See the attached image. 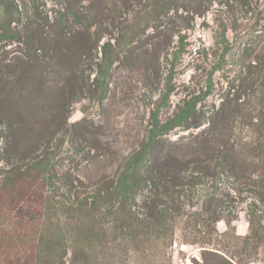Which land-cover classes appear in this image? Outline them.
<instances>
[{
    "label": "rangeland",
    "instance_id": "374dc122",
    "mask_svg": "<svg viewBox=\"0 0 264 264\" xmlns=\"http://www.w3.org/2000/svg\"><path fill=\"white\" fill-rule=\"evenodd\" d=\"M61 248L264 264V0H0V264Z\"/></svg>",
    "mask_w": 264,
    "mask_h": 264
},
{
    "label": "trees",
    "instance_id": "16d2710c",
    "mask_svg": "<svg viewBox=\"0 0 264 264\" xmlns=\"http://www.w3.org/2000/svg\"><path fill=\"white\" fill-rule=\"evenodd\" d=\"M67 184L72 186V187L74 186L71 182H68ZM82 186L84 187L86 185H84L82 183ZM73 204H74V206L71 208L72 210L75 208V206H76V208H75L76 210H79V211H83L84 210L82 205H76V202H73ZM68 250H69L68 248H61L60 256L58 258H56V259H49V260L45 259V258L43 259L41 254H37V262H36V264H65L64 257H65V255H66ZM73 252L75 253V259L78 260L80 255L77 254V250H74ZM81 256L83 257V255H81Z\"/></svg>",
    "mask_w": 264,
    "mask_h": 264
}]
</instances>
